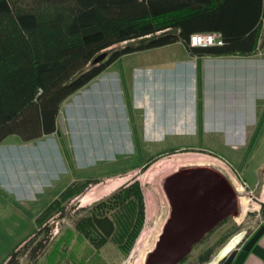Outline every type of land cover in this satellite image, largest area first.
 Returning <instances> with one entry per match:
<instances>
[{"label":"rangeland","instance_id":"obj_1","mask_svg":"<svg viewBox=\"0 0 264 264\" xmlns=\"http://www.w3.org/2000/svg\"><path fill=\"white\" fill-rule=\"evenodd\" d=\"M240 58L194 56L183 42L123 55L63 103L57 132L32 141L8 136L0 144V264L16 249L21 264H146L171 217L165 179L197 166L230 180L241 214L178 264H221L240 249L264 222V47ZM230 100L231 116L219 114L218 102ZM91 179L101 182L87 187ZM135 180L146 221L130 252L121 248L122 228L106 243L80 231L88 208ZM127 215L124 208L112 213L123 221ZM43 226L49 235L43 231L32 245L45 238L44 253L32 260L23 245Z\"/></svg>","mask_w":264,"mask_h":264},{"label":"trees","instance_id":"obj_2","mask_svg":"<svg viewBox=\"0 0 264 264\" xmlns=\"http://www.w3.org/2000/svg\"><path fill=\"white\" fill-rule=\"evenodd\" d=\"M197 32H220L224 43L193 46ZM176 42L198 57L255 55L264 47V0H0V144L12 134L32 141L57 132L63 103L121 56ZM123 208L127 221L113 218ZM145 221V194L135 180L88 208L77 225L102 243L122 228L121 248L130 252ZM43 231L50 229L23 245L32 260L44 253L45 238L32 245ZM263 235L264 222L221 264L251 252L264 258ZM19 251L2 264H21Z\"/></svg>","mask_w":264,"mask_h":264},{"label":"water","instance_id":"obj_3","mask_svg":"<svg viewBox=\"0 0 264 264\" xmlns=\"http://www.w3.org/2000/svg\"><path fill=\"white\" fill-rule=\"evenodd\" d=\"M107 55L100 54L95 62ZM164 188L172 206L171 217L146 264H178L222 221L241 214L238 192L212 167L182 168L165 179Z\"/></svg>","mask_w":264,"mask_h":264},{"label":"built area","instance_id":"obj_4","mask_svg":"<svg viewBox=\"0 0 264 264\" xmlns=\"http://www.w3.org/2000/svg\"><path fill=\"white\" fill-rule=\"evenodd\" d=\"M223 36L220 32H197L191 36L193 46L222 45Z\"/></svg>","mask_w":264,"mask_h":264},{"label":"bare ground","instance_id":"obj_5","mask_svg":"<svg viewBox=\"0 0 264 264\" xmlns=\"http://www.w3.org/2000/svg\"><path fill=\"white\" fill-rule=\"evenodd\" d=\"M224 61V60H223ZM232 61H234V60H232ZM232 61H229V62H232ZM246 64V63H245ZM211 65H213V64H211ZM242 65V64H241ZM240 66V65H239ZM218 70V69H217ZM239 71H240V69H239ZM212 73V72H211ZM219 73V72H218ZM209 74V73H208ZM228 74V73H227ZM231 74V73H230ZM229 75V74H228ZM226 77V76H225ZM228 79V78H227ZM210 80V79H209ZM229 80V79H228ZM230 81V80H229ZM231 82V81H230ZM209 93V92H208ZM222 95V94H221ZM232 95V94H231ZM220 96V95H219ZM218 97V96H217ZM212 98V97H211ZM242 99V98H241ZM168 100V99H167ZM209 100H212V99H209ZM232 100V99H231ZM230 100V103L229 104H227V105H224L222 102H218V101H216V102H218V104H217V110L219 111V114H220V112H224V111H228V113H230L232 110H233V105H232V101ZM233 101H235V100H233ZM236 103H238V104H241V106H243L244 104H243V101L241 100H237V101H235ZM241 102V103H240ZM144 106V105H143ZM235 106H236V104H235ZM237 106H239L240 107V105H237ZM241 109H240V111H242V108L243 107H240ZM238 109V108H237ZM236 109V110H237ZM235 110V111H236ZM239 110V109H238ZM226 111V112H227ZM230 111V112H229ZM233 113V112H232ZM226 114V113H225ZM227 115V114H226ZM222 116V115H221ZM229 116H231V113H230V115ZM224 117V116H223ZM221 118V117H220ZM223 122V121H222ZM221 124V123H220ZM244 204H245V201H244ZM239 237H237L236 239H234L232 242H230L228 245H226L225 247H223V250L221 251V253H220V255H225L227 252H229L230 250H232V248L234 247V245L238 242V239ZM218 259V258H217ZM211 264H217V261H214V262H212Z\"/></svg>","mask_w":264,"mask_h":264},{"label":"crops","instance_id":"obj_6","mask_svg":"<svg viewBox=\"0 0 264 264\" xmlns=\"http://www.w3.org/2000/svg\"><path fill=\"white\" fill-rule=\"evenodd\" d=\"M240 57L241 58L240 60H238V62L244 63V56H240ZM229 61H232V60H229ZM260 245L264 247V235L260 240ZM237 262H238L237 264H264V258L257 252H251L245 257L241 256L240 258H238Z\"/></svg>","mask_w":264,"mask_h":264},{"label":"flooded vegetation","instance_id":"obj_7","mask_svg":"<svg viewBox=\"0 0 264 264\" xmlns=\"http://www.w3.org/2000/svg\"><path fill=\"white\" fill-rule=\"evenodd\" d=\"M223 222V221H222Z\"/></svg>","mask_w":264,"mask_h":264}]
</instances>
